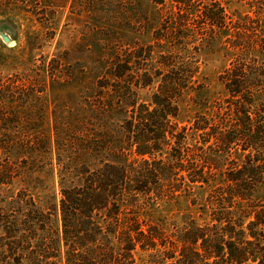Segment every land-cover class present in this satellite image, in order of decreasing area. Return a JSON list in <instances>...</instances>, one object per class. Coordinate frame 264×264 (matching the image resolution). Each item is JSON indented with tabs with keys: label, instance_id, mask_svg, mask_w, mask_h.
I'll return each instance as SVG.
<instances>
[{
	"label": "trees",
	"instance_id": "1",
	"mask_svg": "<svg viewBox=\"0 0 264 264\" xmlns=\"http://www.w3.org/2000/svg\"><path fill=\"white\" fill-rule=\"evenodd\" d=\"M239 1L251 10L234 17L225 0H153L152 41L114 50L80 101L54 104L51 134L46 105L20 104L43 95L0 93V185L19 184L0 208V264H264V0ZM216 37L227 94L182 123ZM197 187V213L152 217Z\"/></svg>",
	"mask_w": 264,
	"mask_h": 264
},
{
	"label": "rangeland",
	"instance_id": "2",
	"mask_svg": "<svg viewBox=\"0 0 264 264\" xmlns=\"http://www.w3.org/2000/svg\"><path fill=\"white\" fill-rule=\"evenodd\" d=\"M225 2L234 17L251 10L244 1ZM161 19V10L153 0H0V93L9 96V104L20 99L23 90L43 95V102L22 98L20 104L24 109L46 105L43 126L51 134L54 104L68 103L71 97L80 101L113 51L135 42L149 43ZM3 33L10 37L9 42L3 39ZM200 56L204 86L181 103L182 123L197 112L209 113L227 94L218 79L231 59L224 39L211 40ZM140 97L148 100L149 91L141 90ZM17 106L6 114L12 109L22 111ZM22 117L21 123L29 120L25 114ZM18 188L17 182L10 187L0 185V208ZM208 190L197 187L190 195L161 201L154 206L152 217L179 219L183 213H197ZM3 234L0 228V236Z\"/></svg>",
	"mask_w": 264,
	"mask_h": 264
},
{
	"label": "water",
	"instance_id": "3",
	"mask_svg": "<svg viewBox=\"0 0 264 264\" xmlns=\"http://www.w3.org/2000/svg\"><path fill=\"white\" fill-rule=\"evenodd\" d=\"M2 37H3V39L6 41V42H9L10 41V37L8 36V35H6V34H2Z\"/></svg>",
	"mask_w": 264,
	"mask_h": 264
}]
</instances>
